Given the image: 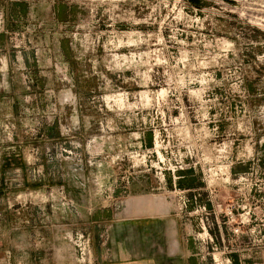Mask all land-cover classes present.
<instances>
[{
    "label": "rangeland",
    "instance_id": "374dc122",
    "mask_svg": "<svg viewBox=\"0 0 264 264\" xmlns=\"http://www.w3.org/2000/svg\"><path fill=\"white\" fill-rule=\"evenodd\" d=\"M185 172L211 264L218 204L263 251L264 0H0V264H98L127 187Z\"/></svg>",
    "mask_w": 264,
    "mask_h": 264
},
{
    "label": "crops",
    "instance_id": "0c3cea01",
    "mask_svg": "<svg viewBox=\"0 0 264 264\" xmlns=\"http://www.w3.org/2000/svg\"><path fill=\"white\" fill-rule=\"evenodd\" d=\"M176 178L180 182L187 180L185 182L189 184L183 188L179 186L186 190L172 192L168 198L166 192H153L154 175H141L140 181L127 187L123 197V204L127 207L123 213L116 214L114 209L107 211L111 215L104 221L103 246L92 251L98 264H211L209 242L213 237L210 234L204 237L203 218L193 216L195 208L188 203L187 190L198 188L189 186L194 179L192 172L181 173ZM114 182L115 185L119 183L118 179ZM168 182L170 187L174 185L171 177ZM218 227V243L221 245L218 253L223 261L230 258L232 264H264V250L233 251L227 256L226 242L233 245L236 240L226 225Z\"/></svg>",
    "mask_w": 264,
    "mask_h": 264
},
{
    "label": "built area",
    "instance_id": "2783aa9c",
    "mask_svg": "<svg viewBox=\"0 0 264 264\" xmlns=\"http://www.w3.org/2000/svg\"><path fill=\"white\" fill-rule=\"evenodd\" d=\"M247 207L242 206L239 201H230L226 204H218L216 208L214 207L213 215L221 216L224 220L220 223L219 219L217 224H223V225H229L232 227L231 232L233 234V238L236 241H239L240 238L244 235H246L248 232L244 233L243 228L247 224L251 222V210L248 209L246 211ZM216 211V212H215ZM195 214L201 215L203 218V223L205 225V229L207 230V224L209 223L210 216H212V213L208 212L207 209L201 208L194 212ZM230 227V228H231ZM249 234V233H248ZM226 253V252H225ZM227 264L230 262V260L226 261Z\"/></svg>",
    "mask_w": 264,
    "mask_h": 264
}]
</instances>
